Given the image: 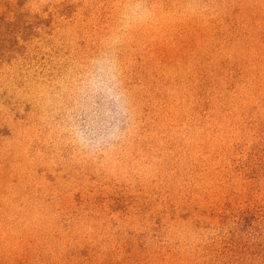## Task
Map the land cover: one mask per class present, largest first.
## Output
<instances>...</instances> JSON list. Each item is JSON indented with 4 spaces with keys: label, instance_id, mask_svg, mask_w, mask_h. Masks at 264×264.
I'll use <instances>...</instances> for the list:
<instances>
[{
    "label": "rangeland",
    "instance_id": "1",
    "mask_svg": "<svg viewBox=\"0 0 264 264\" xmlns=\"http://www.w3.org/2000/svg\"><path fill=\"white\" fill-rule=\"evenodd\" d=\"M0 264H264V0H0Z\"/></svg>",
    "mask_w": 264,
    "mask_h": 264
},
{
    "label": "clouds",
    "instance_id": "2",
    "mask_svg": "<svg viewBox=\"0 0 264 264\" xmlns=\"http://www.w3.org/2000/svg\"><path fill=\"white\" fill-rule=\"evenodd\" d=\"M113 74V66L110 60L103 59L96 61L94 74L90 79L93 88L102 87L104 82L111 79Z\"/></svg>",
    "mask_w": 264,
    "mask_h": 264
}]
</instances>
